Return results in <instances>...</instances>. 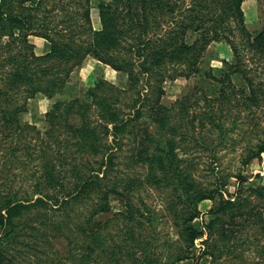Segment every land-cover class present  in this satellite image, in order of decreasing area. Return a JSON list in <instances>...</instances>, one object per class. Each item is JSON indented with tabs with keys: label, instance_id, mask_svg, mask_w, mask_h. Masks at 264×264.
<instances>
[{
	"label": "trees",
	"instance_id": "16d2710c",
	"mask_svg": "<svg viewBox=\"0 0 264 264\" xmlns=\"http://www.w3.org/2000/svg\"><path fill=\"white\" fill-rule=\"evenodd\" d=\"M243 1L102 0L98 5L102 27L95 29L91 0H0V264H17L26 245L40 249L38 240L51 242L52 235L31 222L34 217L47 214L40 210L42 206L64 215L50 220L52 228L66 225L70 228L69 224L77 219L74 221V224L78 221L77 233H64L75 264H107L105 260L109 264H176L194 256L195 240L203 234L193 223L202 212L200 202L217 196L221 198L211 209L215 216L208 226L218 218L216 214L228 208L232 220L221 224L223 243L209 242L201 256L211 255L207 264H226L224 259H216L222 258L219 256L222 250L248 240L255 243L264 260V244L259 238L244 236L230 226L236 217L246 216L244 223L258 221L264 233V209L245 207L251 201L248 196L238 204L231 198H223L221 186L227 183L224 173L218 176L221 183L215 187L199 184L181 155L187 146L184 149L177 137L188 138V129L185 127L183 131L182 124H173L170 107L162 103L166 77L198 72L200 60L212 40L225 39L234 46L237 61L227 63L228 80L233 72L246 71L241 63V49L232 35L240 34L250 48L264 53V26L255 33L250 31L245 23ZM190 32L196 33L193 42L187 39ZM30 34L46 38L49 50L37 53ZM89 55L122 72L127 87L101 76L88 88L89 100L79 96L59 97L73 68L83 64ZM170 69L174 73H169ZM248 79V97L259 104L260 92L249 76ZM224 84L222 79L223 95L219 99L226 95ZM145 86L149 87L147 91ZM38 92L55 98L46 113L48 126L44 131L35 123L20 120L21 113L28 110L29 98ZM93 108L97 110L96 117L92 116ZM74 112L81 117L80 124L72 123ZM205 115L216 127L222 143L229 130L224 119L216 109ZM143 116L145 119H141ZM190 121L195 124L194 119ZM154 123L155 130L151 128ZM133 129L142 132L140 138H135L138 154H132V159L139 158L147 170L142 186L148 184L167 193V209L179 235V246L170 249L165 260L155 255L152 241L143 239L144 217L151 219L152 224L155 217L147 216L148 212L133 202L138 178L112 174L124 148V138ZM255 145L249 148L245 164L264 152V138ZM213 155L216 156L215 152ZM16 167L30 175L31 191L15 187ZM236 176L240 182L245 179L241 172ZM249 190L264 200V185ZM113 194L125 199L126 209L119 215L124 217L128 237L112 243L107 252L106 234L96 216L111 210ZM89 198L94 201L89 207L90 214L83 218L81 204ZM143 203L150 212L148 204ZM129 237L141 247L140 253L129 246ZM214 248L219 249L218 254ZM37 261L56 264L39 256ZM194 261L202 264L199 258Z\"/></svg>",
	"mask_w": 264,
	"mask_h": 264
},
{
	"label": "rangeland",
	"instance_id": "374dc122",
	"mask_svg": "<svg viewBox=\"0 0 264 264\" xmlns=\"http://www.w3.org/2000/svg\"><path fill=\"white\" fill-rule=\"evenodd\" d=\"M101 1L91 0V18L95 29L102 27L98 7ZM242 5L247 27L253 33L257 32L264 26V1L244 0ZM35 35L30 34L29 37L35 44L36 52L41 54L48 51L50 42ZM195 38L196 33L190 32L188 34V41L193 42ZM232 38L236 46L241 49V63L246 68L245 73L236 71L231 74L229 80L225 79L227 63L232 64L237 61L234 46L225 39L212 40L200 60V70L198 72L191 73L188 76L177 75L173 77L172 75L166 77L163 82L165 94L162 103L170 107V112L173 115L171 118L172 123L182 124L180 129L183 131H185V127L188 129L186 130L189 133L188 138L182 139L181 135L177 136L183 143L184 149L185 145L187 146L186 152L179 151H181L183 158L186 159L187 167L193 172L199 184L206 187H215L221 183L218 182V176L224 173L227 177V183L221 186L223 198H231L238 204L248 196L251 201L245 207L259 206L264 209V200L256 194H251L249 190L250 187L264 185V152L260 156L253 157L247 164L243 162L249 152V148L255 147V143L264 138V53L256 52L252 47L250 48L240 34L232 35ZM168 72L174 73L172 69ZM101 76H105L121 87H127L126 76L122 72L89 55L83 64L73 68L70 80L66 84V89L59 97L70 99L74 96H79L82 99L89 100L87 90ZM248 76L253 80L255 87L260 92L259 104H254L255 102L248 97ZM222 79L225 81L224 91L226 95H224L223 99H219V95H223ZM147 86L144 87V91L149 89ZM205 96H208V98ZM54 99L49 98L42 92L36 93L35 96L28 100V110L21 113V122L35 123L44 131L48 126L46 113L52 107ZM213 109H216L229 128L222 143H220L221 139L218 136L216 127L213 123L208 122V118L205 115V113H211ZM74 113L71 119L72 123L80 124L81 117L76 114L77 112ZM91 113L93 117H96L97 110L93 108ZM145 116L141 119H145ZM191 119H194V125L191 123ZM151 128L156 129L155 123L152 124ZM141 136L142 132L140 130L133 129L124 138V148L120 151L116 170L112 174L116 173L115 175L124 178H127V176L138 178L139 186L134 189L133 202L143 208L145 213L148 212L147 216L155 217L153 224L151 219L144 217L146 230L143 239L152 241L153 245L155 244L153 250L155 255L165 260L169 250L176 249L179 246V235L174 225V219L167 209V193L148 184L142 186L145 181L146 167L139 162V158L137 160L132 159V154H138L139 148L135 138H140ZM214 152L216 156L213 155ZM238 172L245 176L242 182L236 176ZM13 173L15 187L21 191H31L32 188L29 185V182L31 183L30 175L26 176L25 171L22 173L19 167H16ZM119 176L117 179H121ZM66 180L67 178H65ZM122 190H124V187H122ZM220 198L221 196H217L215 199L207 198L200 202L199 205L202 212L194 219L193 223L202 230L203 234L195 240V246L192 248L194 256L180 260L176 264H195L194 260L197 258L202 264H207L211 261V255L205 254L201 256V252L207 248L209 242L223 243L220 232L221 224L224 220L225 223L232 220L231 210L228 208L216 214L218 218L214 220L211 227L208 226V222L215 216L211 209L216 207ZM110 200L111 210L96 216V219L103 226L102 232L106 234L107 252L112 248V243L122 241L128 237L125 232L124 217L119 215L122 210L126 209L125 199L120 194H113ZM93 201L94 199L89 198L85 203L81 204V208L84 207L85 212L84 217L82 216L83 214L81 215L83 218L90 214L89 207ZM144 201L150 207V212L145 207ZM38 207H41V205L37 206L36 210H38ZM42 207L40 210H45L47 214L36 216L31 222L41 229H46L52 235V240L50 243H42L41 240L36 239L40 242V249L20 245L25 247V253L17 261V264H38L37 256L43 257L47 261L52 260L56 264H75L69 254L68 239L64 233H77L76 223L78 221L74 224L77 219L74 218V221L69 224L70 228H67V225L63 226V228H52L53 224H51L52 221L50 220L64 218V215L61 211L58 213L53 211V209L49 208L47 210V208L44 207V209ZM65 217H67V214ZM244 219H246V216L236 217L230 223V226L238 229V233L244 236H249L250 238L257 236L259 242L264 244V233L260 223L258 221L254 222V220L247 221L246 226V223L243 222ZM27 237L30 236L27 235ZM30 239L33 240L34 237H30ZM84 239L85 236H82V240ZM128 239L131 241L129 246H133L140 253L141 247L136 246L130 237ZM124 241L126 242V240ZM213 251L218 254L219 249L214 248ZM76 252L79 253L78 249ZM219 256L222 258L217 257L216 259H224L226 264H264L260 253L256 251L255 243L248 242V240L233 246L230 250H222ZM241 258L242 260L238 262L237 260ZM104 262L109 264L107 260Z\"/></svg>",
	"mask_w": 264,
	"mask_h": 264
},
{
	"label": "crops",
	"instance_id": "0c3cea01",
	"mask_svg": "<svg viewBox=\"0 0 264 264\" xmlns=\"http://www.w3.org/2000/svg\"><path fill=\"white\" fill-rule=\"evenodd\" d=\"M36 37H40V38H43V39H46V38H44V37H42V36H38V35H35ZM204 201V200H203Z\"/></svg>",
	"mask_w": 264,
	"mask_h": 264
}]
</instances>
